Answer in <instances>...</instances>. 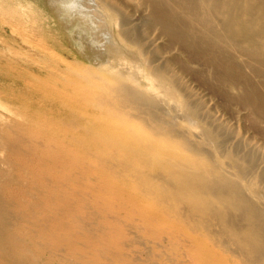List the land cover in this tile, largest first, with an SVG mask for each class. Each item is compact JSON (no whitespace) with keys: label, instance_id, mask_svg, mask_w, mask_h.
I'll return each instance as SVG.
<instances>
[{"label":"bare ground","instance_id":"obj_1","mask_svg":"<svg viewBox=\"0 0 264 264\" xmlns=\"http://www.w3.org/2000/svg\"><path fill=\"white\" fill-rule=\"evenodd\" d=\"M53 1L106 56L0 49V264H264V0Z\"/></svg>","mask_w":264,"mask_h":264},{"label":"rangeland","instance_id":"obj_2","mask_svg":"<svg viewBox=\"0 0 264 264\" xmlns=\"http://www.w3.org/2000/svg\"><path fill=\"white\" fill-rule=\"evenodd\" d=\"M3 6L4 9L0 10V49L5 54H9L10 51L8 41L19 42L22 40V34L26 32L31 39L52 46L76 65L81 63L98 65V61H101L97 59L98 57L105 59L106 53L98 54L97 51V53L93 51L84 54L80 51V45L72 39L74 25L65 22L53 0H0V7ZM146 13L143 11L142 15L137 14L136 20ZM11 15L19 19L16 24H8L7 20ZM5 63L0 62L1 68ZM234 114L243 115L237 111Z\"/></svg>","mask_w":264,"mask_h":264}]
</instances>
